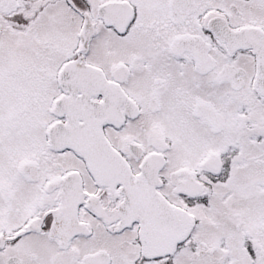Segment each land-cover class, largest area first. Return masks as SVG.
Masks as SVG:
<instances>
[{"label": "snow or ice", "instance_id": "6c2138e0", "mask_svg": "<svg viewBox=\"0 0 264 264\" xmlns=\"http://www.w3.org/2000/svg\"><path fill=\"white\" fill-rule=\"evenodd\" d=\"M0 264H264V0H0Z\"/></svg>", "mask_w": 264, "mask_h": 264}]
</instances>
